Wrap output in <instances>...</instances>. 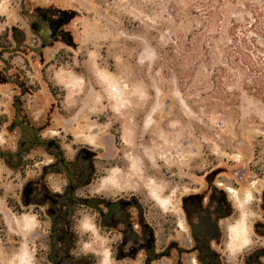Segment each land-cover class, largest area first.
Instances as JSON below:
<instances>
[{"label": "rangeland", "instance_id": "374dc122", "mask_svg": "<svg viewBox=\"0 0 264 264\" xmlns=\"http://www.w3.org/2000/svg\"><path fill=\"white\" fill-rule=\"evenodd\" d=\"M239 7L228 15L242 21L249 13ZM202 14L197 0H0V264H48V219H36L24 189L55 161L50 141L65 161L94 153L105 186L143 190L166 217L179 185L220 172L218 182L244 186L231 226L251 231L253 187H264V101L219 83L220 42L203 40L215 56L196 53ZM44 15L65 19L64 38ZM88 212L76 235L92 258ZM100 258L110 264L107 246Z\"/></svg>", "mask_w": 264, "mask_h": 264}, {"label": "flooded vegetation", "instance_id": "af4514ba", "mask_svg": "<svg viewBox=\"0 0 264 264\" xmlns=\"http://www.w3.org/2000/svg\"><path fill=\"white\" fill-rule=\"evenodd\" d=\"M53 37L65 35L43 16ZM68 40H71L68 38ZM55 161L24 189V202L36 219H48V264H100L108 247L110 264H264V187L254 185L253 225L245 233L232 227L241 216L243 183L218 182L220 172L203 184L178 186L173 214L166 217L148 193L120 185L105 186L98 157L82 149L65 161L57 141L46 143ZM59 176L47 178V175ZM51 182L57 183L51 186ZM93 188V193H91ZM91 195H88L90 194ZM88 213L97 235L96 255L80 253L79 224ZM248 240V243L245 241Z\"/></svg>", "mask_w": 264, "mask_h": 264}, {"label": "trees", "instance_id": "16d2710c", "mask_svg": "<svg viewBox=\"0 0 264 264\" xmlns=\"http://www.w3.org/2000/svg\"><path fill=\"white\" fill-rule=\"evenodd\" d=\"M204 14L205 30L197 33L194 50L198 55L210 56L222 49L225 63L214 70L223 83L225 77L231 85L241 88L264 101V0H197ZM242 6L249 16L242 21L229 17L230 7ZM252 20V21H251ZM216 30L219 36L210 35ZM205 38L216 40V44H205ZM191 48V47H188ZM212 61L213 58H210ZM228 97L230 95L228 94Z\"/></svg>", "mask_w": 264, "mask_h": 264}, {"label": "water", "instance_id": "95a60500", "mask_svg": "<svg viewBox=\"0 0 264 264\" xmlns=\"http://www.w3.org/2000/svg\"><path fill=\"white\" fill-rule=\"evenodd\" d=\"M65 22V19L60 21L59 23L56 24L57 27H60L63 23ZM71 39V38H70ZM71 41V40H70Z\"/></svg>", "mask_w": 264, "mask_h": 264}]
</instances>
